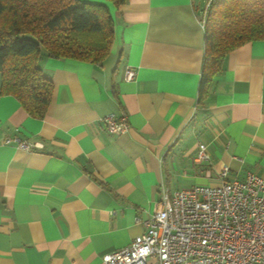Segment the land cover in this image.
<instances>
[{
    "label": "crops",
    "instance_id": "0c3cea01",
    "mask_svg": "<svg viewBox=\"0 0 264 264\" xmlns=\"http://www.w3.org/2000/svg\"><path fill=\"white\" fill-rule=\"evenodd\" d=\"M81 1L109 9L108 55L42 56L53 92L41 119L0 94V264H103L145 230L162 187L216 186L224 167L264 177V39L225 56L200 106L207 0ZM110 113L130 129L108 132ZM199 143L209 159L196 163Z\"/></svg>",
    "mask_w": 264,
    "mask_h": 264
},
{
    "label": "trees",
    "instance_id": "16d2710c",
    "mask_svg": "<svg viewBox=\"0 0 264 264\" xmlns=\"http://www.w3.org/2000/svg\"><path fill=\"white\" fill-rule=\"evenodd\" d=\"M119 7L127 0H109ZM197 104L202 105L225 56L264 39V0H211ZM113 20L104 4L81 0H0V94L16 97L33 117L43 118L53 83L42 56L101 62L113 41Z\"/></svg>",
    "mask_w": 264,
    "mask_h": 264
},
{
    "label": "built area",
    "instance_id": "2783aa9c",
    "mask_svg": "<svg viewBox=\"0 0 264 264\" xmlns=\"http://www.w3.org/2000/svg\"><path fill=\"white\" fill-rule=\"evenodd\" d=\"M207 0L200 22L205 21ZM127 67L125 80L135 77ZM106 130L126 133V113L101 117ZM33 151L38 144L20 137H4ZM209 159L207 146L199 143L194 162ZM216 186L193 185L169 191L162 187L145 230L132 241L102 257L103 264H264V177L247 173L242 180L220 171Z\"/></svg>",
    "mask_w": 264,
    "mask_h": 264
}]
</instances>
